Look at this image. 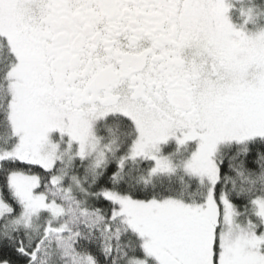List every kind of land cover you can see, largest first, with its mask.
Masks as SVG:
<instances>
[{"label": "snow or ice", "instance_id": "6c2138e0", "mask_svg": "<svg viewBox=\"0 0 264 264\" xmlns=\"http://www.w3.org/2000/svg\"><path fill=\"white\" fill-rule=\"evenodd\" d=\"M0 264H264V0H0Z\"/></svg>", "mask_w": 264, "mask_h": 264}]
</instances>
